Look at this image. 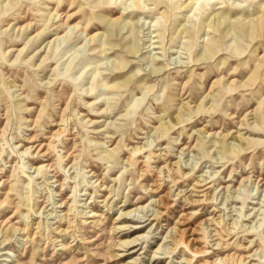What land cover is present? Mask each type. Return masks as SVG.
<instances>
[{
    "label": "rangeland",
    "instance_id": "374dc122",
    "mask_svg": "<svg viewBox=\"0 0 264 264\" xmlns=\"http://www.w3.org/2000/svg\"><path fill=\"white\" fill-rule=\"evenodd\" d=\"M204 263L264 264V0H0V264Z\"/></svg>",
    "mask_w": 264,
    "mask_h": 264
},
{
    "label": "bare ground",
    "instance_id": "6f19581e",
    "mask_svg": "<svg viewBox=\"0 0 264 264\" xmlns=\"http://www.w3.org/2000/svg\"><path fill=\"white\" fill-rule=\"evenodd\" d=\"M63 16V15H62ZM199 58H200V61L202 62V61H206V56L204 55V54H201V55H199ZM141 150H142V148H141ZM144 150V149H143ZM156 181V180H155ZM171 192V191H170ZM167 194V193H166ZM170 196V195H169ZM164 197V196H163ZM162 198V197H161ZM165 199V198H164ZM162 200V201H159V203H158V207L159 208H166V207H168L169 206V203H167L168 201L167 200ZM195 201V200H194ZM193 201V202H194ZM157 205V204H156ZM163 213V212H162ZM165 213V212H164ZM158 215H156V217H157ZM185 217V216H184ZM183 219V218H182ZM124 220V219H123ZM207 222V221H206ZM183 224V223H182ZM177 230V229H176ZM191 230V229H190ZM195 230V229H194ZM62 232V231H61ZM64 232V231H63ZM177 232V231H176ZM178 232H179V230H178ZM180 232L182 233L183 231H181L180 230ZM186 232V231H185ZM189 232V231H188ZM180 234V233H179ZM188 240V239H187ZM177 241V240H176ZM194 247V246H193ZM192 248V247H191ZM194 249V248H193ZM200 251V250H199ZM130 256V255H129ZM205 264V263H204Z\"/></svg>",
    "mask_w": 264,
    "mask_h": 264
}]
</instances>
